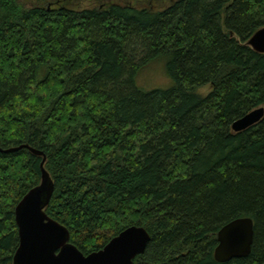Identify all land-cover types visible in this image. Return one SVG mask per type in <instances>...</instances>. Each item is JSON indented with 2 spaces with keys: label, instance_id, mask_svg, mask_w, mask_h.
Segmentation results:
<instances>
[{
  "label": "trees",
  "instance_id": "trees-1",
  "mask_svg": "<svg viewBox=\"0 0 264 264\" xmlns=\"http://www.w3.org/2000/svg\"><path fill=\"white\" fill-rule=\"evenodd\" d=\"M68 1L0 0V264L41 183L32 150L55 184L46 213L84 255L138 226L151 242L134 264H264V119L232 130L264 107V54L248 45L264 0ZM157 68L168 87L141 88ZM238 218L254 221L252 253L218 263Z\"/></svg>",
  "mask_w": 264,
  "mask_h": 264
},
{
  "label": "water",
  "instance_id": "water-1",
  "mask_svg": "<svg viewBox=\"0 0 264 264\" xmlns=\"http://www.w3.org/2000/svg\"><path fill=\"white\" fill-rule=\"evenodd\" d=\"M248 45L264 54V28L254 34ZM264 119V107L257 108L232 125L234 133L244 132ZM13 149L11 151H16ZM41 163V183L33 188L17 205L15 220L19 246L13 264H134L145 253L151 236L143 227L133 226L113 238L104 249L84 255L71 243L69 230L46 213L54 194L55 184ZM255 224L251 218H238L226 224L217 234L214 252L218 263L248 258L253 249Z\"/></svg>",
  "mask_w": 264,
  "mask_h": 264
},
{
  "label": "rangeland",
  "instance_id": "rangeland-1",
  "mask_svg": "<svg viewBox=\"0 0 264 264\" xmlns=\"http://www.w3.org/2000/svg\"><path fill=\"white\" fill-rule=\"evenodd\" d=\"M21 2L26 5L27 7L33 6V0H21ZM117 2L116 0H111L109 3ZM129 5L139 7L137 3L128 2ZM96 2L92 0H69L66 3V6H69L71 8L76 9H86L90 8L92 6H95ZM158 70H152L151 72L147 71L143 76V79L138 80V84L141 88L145 90H153V89H165L168 86L157 88L156 86L162 85L167 83L166 78H164L162 71L160 68H157ZM166 77V76H165ZM155 86V87H154ZM210 91H212V87H207L204 89H201L199 92L203 95H207Z\"/></svg>",
  "mask_w": 264,
  "mask_h": 264
}]
</instances>
